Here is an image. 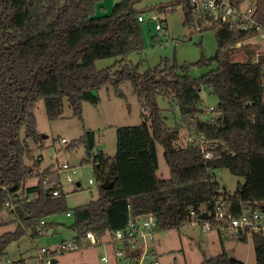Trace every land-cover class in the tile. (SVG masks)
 I'll return each instance as SVG.
<instances>
[{
	"label": "trees",
	"instance_id": "1",
	"mask_svg": "<svg viewBox=\"0 0 264 264\" xmlns=\"http://www.w3.org/2000/svg\"><path fill=\"white\" fill-rule=\"evenodd\" d=\"M99 1L0 0V212L7 209L15 226L0 235V261L22 237L33 240L44 231L54 232V223H46L44 218L56 213H70L72 224L67 228L72 239L80 241L87 232L100 239L124 229L130 218L151 216L157 231L178 229L191 221V213L196 218L211 215L216 202L235 215L264 207V57L230 62L224 55L227 48L257 32L211 21L196 13L190 0H169L155 8H140L144 0H121L110 14L96 17ZM231 2L239 5V1ZM256 3L253 17L264 29V0ZM177 6L182 8L185 27L213 32L215 56L206 59L201 53L192 64L178 65L174 60L170 66L159 64L139 73L128 61L130 54L144 49L142 22L137 18L167 13ZM157 40L158 36L151 37L152 45ZM110 57L120 60L112 67L96 69L97 60ZM212 65L216 67L202 76L190 75L194 67ZM122 83L130 84L148 115L140 125L116 128L113 155L94 152L92 130H84L68 144V149L83 146L80 164L92 165L99 188L96 201L69 210L64 192L52 196V189L60 188L57 169L50 166L36 174L39 160H33L20 135L36 144L41 141L34 114L39 101L44 103L46 117L56 120L67 100L72 116L82 123L83 104L96 106L104 87H111L115 96L124 99ZM203 88L217 99L211 116L209 108L202 107ZM158 97L178 109L180 123L176 126L166 125ZM181 128L187 134L184 146ZM201 135L202 146L188 144L189 137ZM157 143L163 147L168 179L157 176ZM207 153L211 158L205 157ZM217 169H227L244 178V183L231 194L221 191L214 175ZM32 179L35 184L28 185ZM105 182L110 189L101 188ZM216 232L222 252L212 257L203 254L201 264H244L229 256L224 243H246L249 237L255 264H264V232H241L229 239L222 238L219 229Z\"/></svg>",
	"mask_w": 264,
	"mask_h": 264
},
{
	"label": "rangeland",
	"instance_id": "2",
	"mask_svg": "<svg viewBox=\"0 0 264 264\" xmlns=\"http://www.w3.org/2000/svg\"><path fill=\"white\" fill-rule=\"evenodd\" d=\"M120 1L100 0L96 6L95 16L110 14L113 6ZM235 1H239V7L243 11L257 7L256 0ZM168 3L169 0H144L140 8H155L160 5L165 6ZM151 14L146 16L144 22L141 23L144 41L143 51L128 56V61L133 66H137L139 73L152 69L159 64L170 66L174 60L178 65L192 64L200 59L201 53L206 59L215 56L217 44L213 32L210 30L198 32L193 27L191 29L185 27L182 24L183 12L180 6L167 13L159 14V21L152 20ZM196 18L197 15H195ZM156 24L162 25V29L156 30ZM153 36H158L154 45L151 43ZM224 55L225 59L230 62L248 60L254 62L263 58L264 29L259 30L239 45L227 48ZM118 60H120L119 57L100 59L95 62V67L97 70L112 67ZM215 67L216 65L209 68L194 67L191 69L190 75L197 78ZM120 90L125 96L124 99L115 96L111 87H104L98 93L100 101L96 106L84 103L82 123L72 116L67 100H64L62 114L56 120H49L46 117L44 103L39 101L35 106L34 114L41 141L36 144L31 139L26 138L23 133L20 135L21 139L26 142L33 160H39L35 170L36 174L50 166L57 169L66 162L77 169V174L71 177L73 183L66 182L68 173L63 170L60 171L61 187L65 194L64 204L69 210L96 201L99 188L92 165L80 164L84 157L83 146L79 145L68 149V144L79 138L84 130H92L95 133L94 152L102 151L105 154L113 155L116 150V128L140 125L144 121L143 116L148 115V112L141 108L137 98L133 95L129 83H122ZM200 96L203 109L212 108L217 103L216 97L210 93L209 89H201ZM157 104L163 111L162 114L168 127H174L180 123L178 109L170 106L168 100L158 97ZM208 115L211 116L209 112ZM201 118L205 119L204 117ZM147 125H149L148 121ZM180 136L181 145L184 146L187 136L184 128H181ZM60 139H65L67 143L60 144ZM156 155L158 161L157 176L161 179H168L169 168L163 156V147L158 143L156 144ZM214 175L221 191L230 194L234 192L238 184L244 183V178L231 174L227 169H217L214 171ZM89 179L94 182L93 185L88 184ZM35 182L36 180L32 179L28 185H33ZM12 219L13 215L7 209L0 212V235L14 230L15 226L11 223ZM44 221L54 223L53 233L44 231L33 240L28 236L22 237L17 243L9 246L7 256L0 261V264H20L21 262L23 264H41L38 253L42 248L51 253L45 260H55L54 264H115L113 252L116 249L120 250L122 244L114 240L113 233H106L97 239L96 245L85 244L83 249L79 251L54 253L62 243L72 239L73 234L67 228L72 224V217L62 212L47 216ZM148 246L149 250L154 251L155 259L158 260L159 264H201L203 254L206 257H212L222 252L217 232L204 230L193 213H191V221L178 229L156 231ZM224 250L228 254L232 252V257L236 260L246 264H255L250 237L246 243L226 241ZM104 256L109 258L108 262L101 260ZM120 264H124V261L121 260Z\"/></svg>",
	"mask_w": 264,
	"mask_h": 264
},
{
	"label": "built area",
	"instance_id": "3",
	"mask_svg": "<svg viewBox=\"0 0 264 264\" xmlns=\"http://www.w3.org/2000/svg\"><path fill=\"white\" fill-rule=\"evenodd\" d=\"M192 6H194L196 13L207 15L211 21H218L224 24L236 25L239 29L243 31L252 30L258 32L263 29L258 22L253 17L254 9L248 8L243 11L239 6L234 5L231 0H190ZM197 15L200 19L201 16ZM151 19L154 21L160 20V15L158 13H152ZM138 22H144V17L139 16L137 18ZM160 24L155 25L156 30L161 29ZM208 26V23H206ZM196 30L199 31L200 27L196 26ZM264 85V83H263ZM213 107L209 108V113L211 114ZM204 137L201 135L199 138L187 139L188 144H199L203 145ZM60 144H66L65 139H60ZM206 158H211V154L207 153ZM63 170L68 173L66 182L73 183L72 176L77 174V169L71 166L68 162L61 164L57 168V174L59 175L60 181V171ZM49 180H45L44 184H47ZM93 181L89 179L88 184L93 185ZM52 188V186H49ZM62 187L60 181L59 189H52V196L57 197L61 194ZM6 207L11 208L7 203ZM67 216H71L70 213H66ZM200 226L204 230L211 231L212 223L216 224L215 231L221 233L222 238H235L241 232H264V207L260 211L250 212L244 211L240 215H235L229 212L220 202H216L211 215L207 214V219L200 220L197 217ZM44 224V221H41ZM212 230V231H213ZM157 231L155 220L149 216L146 219L134 220L130 218L124 229L116 230L113 233V238L122 244L120 250H114L113 258L115 264H120L123 260L124 264H159L158 260L155 259V253L153 250H149V242L153 240V235ZM111 233V234H112ZM39 233L38 235H41ZM85 244L96 245L97 239L91 232H87L85 236L80 240H68L62 243L54 253L59 252H75L83 249ZM125 244V245H124ZM128 253H131L129 256ZM46 249H40L38 253V258L41 264H51L52 260L46 259L50 256ZM103 262H108L109 258L107 256L102 257Z\"/></svg>",
	"mask_w": 264,
	"mask_h": 264
},
{
	"label": "water",
	"instance_id": "4",
	"mask_svg": "<svg viewBox=\"0 0 264 264\" xmlns=\"http://www.w3.org/2000/svg\"><path fill=\"white\" fill-rule=\"evenodd\" d=\"M92 93H93L94 96H97V92L96 91H93ZM77 186H79V183H77ZM101 188L104 189V190H107V189H110V185H108V183L105 182V183H103L101 185ZM198 219H200V220L207 219V214L206 213L200 214L198 216ZM49 232H51V230H49ZM229 256H232V252H229ZM54 263H55V260H52L51 264H54Z\"/></svg>",
	"mask_w": 264,
	"mask_h": 264
},
{
	"label": "crops",
	"instance_id": "5",
	"mask_svg": "<svg viewBox=\"0 0 264 264\" xmlns=\"http://www.w3.org/2000/svg\"><path fill=\"white\" fill-rule=\"evenodd\" d=\"M238 6H239V5H238ZM48 232H49V231H48ZM49 233H50V234L53 233L52 230H51V232H49ZM217 238H218V233H217ZM218 240H219V238H218ZM224 244H225V243H224ZM238 261H239V260H238ZM240 262L244 263L243 261H240ZM244 264H246V263H244Z\"/></svg>",
	"mask_w": 264,
	"mask_h": 264
}]
</instances>
